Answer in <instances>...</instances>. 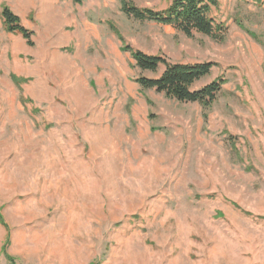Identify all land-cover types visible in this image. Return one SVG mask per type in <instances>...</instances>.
I'll use <instances>...</instances> for the list:
<instances>
[{"label":"rangeland","instance_id":"rangeland-1","mask_svg":"<svg viewBox=\"0 0 264 264\" xmlns=\"http://www.w3.org/2000/svg\"><path fill=\"white\" fill-rule=\"evenodd\" d=\"M218 1L222 41L118 0H0V264H264V0ZM124 45L222 88L207 109L142 89L163 66Z\"/></svg>","mask_w":264,"mask_h":264},{"label":"trees","instance_id":"trees-1","mask_svg":"<svg viewBox=\"0 0 264 264\" xmlns=\"http://www.w3.org/2000/svg\"><path fill=\"white\" fill-rule=\"evenodd\" d=\"M71 1L81 3L83 0ZM118 2L126 16L140 22L151 21L170 25L186 36L201 33L216 41H222L226 36V26L211 16L212 9L219 5L218 0H169L166 8L160 11L149 7H140L135 3V0H118ZM1 18L7 31L18 33L27 44H33L32 31L24 27L18 16L8 7L2 8ZM123 50L131 54L136 66L142 71L157 73L160 66H163V70L157 77L141 75L135 79L142 89H154L157 92H162L166 97L174 98L180 102H197L207 109L215 101L222 88L223 81L220 78L199 89L193 88L197 81L209 75L214 65L213 62H169L162 56L149 55L128 45H124ZM0 219H2L1 215ZM8 259L10 264H16L13 258L8 257Z\"/></svg>","mask_w":264,"mask_h":264}]
</instances>
